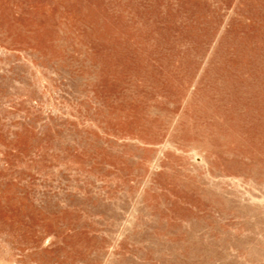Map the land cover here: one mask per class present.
Here are the masks:
<instances>
[{
    "label": "rangeland",
    "instance_id": "rangeland-1",
    "mask_svg": "<svg viewBox=\"0 0 264 264\" xmlns=\"http://www.w3.org/2000/svg\"><path fill=\"white\" fill-rule=\"evenodd\" d=\"M0 264H264V0H0Z\"/></svg>",
    "mask_w": 264,
    "mask_h": 264
}]
</instances>
